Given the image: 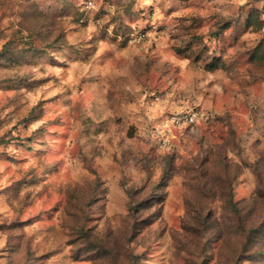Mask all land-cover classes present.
<instances>
[{
	"label": "rangeland",
	"instance_id": "1",
	"mask_svg": "<svg viewBox=\"0 0 264 264\" xmlns=\"http://www.w3.org/2000/svg\"><path fill=\"white\" fill-rule=\"evenodd\" d=\"M0 264H264V3L0 0Z\"/></svg>",
	"mask_w": 264,
	"mask_h": 264
},
{
	"label": "built area",
	"instance_id": "2",
	"mask_svg": "<svg viewBox=\"0 0 264 264\" xmlns=\"http://www.w3.org/2000/svg\"><path fill=\"white\" fill-rule=\"evenodd\" d=\"M262 3H264V0H260ZM200 118V112L198 111H193L192 113L186 115L185 117L179 118L175 117L173 119V123L181 124V123H187L189 125H195L197 121ZM165 145H168L170 143L169 139H164L163 140Z\"/></svg>",
	"mask_w": 264,
	"mask_h": 264
}]
</instances>
